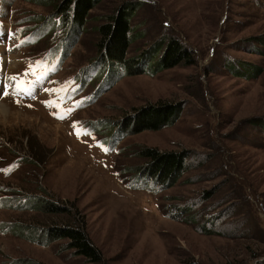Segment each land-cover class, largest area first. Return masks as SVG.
<instances>
[{
    "label": "rangeland",
    "instance_id": "1",
    "mask_svg": "<svg viewBox=\"0 0 264 264\" xmlns=\"http://www.w3.org/2000/svg\"><path fill=\"white\" fill-rule=\"evenodd\" d=\"M39 1L0 0V264H264V0H101L75 35L38 38L52 11ZM124 5L145 72L95 73L97 28ZM171 39L194 63L161 71ZM163 105L180 108L171 125L118 133ZM144 148L185 154L176 182L140 174ZM27 198L71 212L19 210ZM75 219L99 263L30 234Z\"/></svg>",
    "mask_w": 264,
    "mask_h": 264
},
{
    "label": "trees",
    "instance_id": "2",
    "mask_svg": "<svg viewBox=\"0 0 264 264\" xmlns=\"http://www.w3.org/2000/svg\"><path fill=\"white\" fill-rule=\"evenodd\" d=\"M39 1L43 5L51 6L52 11L50 17L44 22H39V38L43 33L53 37L58 34L59 31H67L65 34H73L74 29L81 30L88 20L91 11L96 7L101 0H45ZM35 2V1H34ZM132 9L127 5L120 7L116 14L110 17L109 22L100 25L97 31L100 36V57L99 62L94 66V72L98 73L101 69H105L107 64L119 63L125 67L123 75H137L145 72L139 63H132L127 58V52L133 41L132 26L130 24V17ZM72 29V30H71ZM69 30V32H68ZM71 30V31H70ZM76 33V32H75ZM74 33V35H75ZM68 39H65L59 44L57 52L53 51L52 54L58 56L61 54L63 60L66 50L72 48L73 45L67 44ZM32 44V43H31ZM193 58L190 53L179 43L178 40L171 39L167 44L163 57L159 62L160 70L172 69L181 64H193ZM159 71V70H156ZM114 84L109 83L108 89ZM85 79L81 85V88L75 93V95L81 94L85 89ZM75 96V97H76ZM72 99V98H71ZM180 108L176 105H163L154 106L148 109H142L141 115L128 120L126 124H120L118 133L121 136L135 132L141 133L144 131H157L163 127L169 126L174 123L179 114ZM120 141V139H119ZM141 157L148 160L150 165L148 167L140 168V174L145 173L148 178H153L164 188L167 184H171L185 170L184 160L186 159L183 153H162L155 148H144L141 153ZM33 204V206H32ZM19 210L35 209L45 215H63L70 213L71 210L66 206L59 205L55 202H50L45 199H26L24 202H20ZM71 225L65 226H53L45 229V233L41 236V228L36 232H30L31 235H35L34 242H39L43 246H50L51 243L57 240L67 239L69 241L67 248L74 250V254L82 256L86 260L92 263H99L102 260V254L99 249L91 242L90 238L85 232L82 223L77 219ZM21 236L30 237L24 235V232H20ZM38 236V239H36ZM42 238V239H41ZM38 240V241H37Z\"/></svg>",
    "mask_w": 264,
    "mask_h": 264
},
{
    "label": "bare ground",
    "instance_id": "3",
    "mask_svg": "<svg viewBox=\"0 0 264 264\" xmlns=\"http://www.w3.org/2000/svg\"><path fill=\"white\" fill-rule=\"evenodd\" d=\"M16 59V58H15ZM14 59H12V61H13ZM0 111L2 112V114L4 113V112H6V108L5 107H3L2 105H0ZM7 112H9L8 110H7ZM10 113V112H9ZM8 115V114H7ZM20 115V114H19ZM7 117V116H6ZM7 120V119H6ZM56 126V133L58 134V132H60V126L57 124V125H55ZM55 126H53V127H55Z\"/></svg>",
    "mask_w": 264,
    "mask_h": 264
},
{
    "label": "snow or ice",
    "instance_id": "4",
    "mask_svg": "<svg viewBox=\"0 0 264 264\" xmlns=\"http://www.w3.org/2000/svg\"><path fill=\"white\" fill-rule=\"evenodd\" d=\"M21 90H23V89H21ZM71 110H69V112H70ZM58 118H61V119H63L64 117L63 116H60V117H58ZM77 134L78 135H80V134H82L79 130H77ZM83 134H87V133H83Z\"/></svg>",
    "mask_w": 264,
    "mask_h": 264
}]
</instances>
